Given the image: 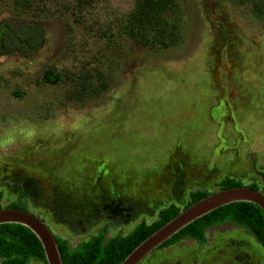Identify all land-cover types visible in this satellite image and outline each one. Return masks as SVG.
<instances>
[{"label": "rangeland", "instance_id": "374dc122", "mask_svg": "<svg viewBox=\"0 0 264 264\" xmlns=\"http://www.w3.org/2000/svg\"><path fill=\"white\" fill-rule=\"evenodd\" d=\"M175 2L180 44L119 38L109 49V15L133 0H0L1 27L43 35L28 55L0 46L3 208L25 203L74 248L102 228L112 237L150 224L225 176L264 193V21L248 0ZM205 234L201 247L183 239L141 264H264L242 228Z\"/></svg>", "mask_w": 264, "mask_h": 264}, {"label": "trees", "instance_id": "16d2710c", "mask_svg": "<svg viewBox=\"0 0 264 264\" xmlns=\"http://www.w3.org/2000/svg\"><path fill=\"white\" fill-rule=\"evenodd\" d=\"M248 2L255 17L264 21V0H248ZM181 21L180 8L175 0H133L132 7L125 13L109 15V31L102 36L109 39V49L119 45L117 41L119 38L127 39L137 47L166 49L182 42ZM42 40V30L37 25H9L6 28L0 26V46L3 55L15 51L28 55L40 47ZM112 62L109 60V72L113 68ZM51 76H53L51 71L44 73L45 79ZM259 175L264 181V172H259ZM217 185L219 189L246 186L263 192L257 184L243 185L241 181L228 176ZM209 193L207 190L199 189L191 191L187 203L182 208L169 204L158 211L152 223L148 224L145 220H141L127 234L119 232L107 237L106 228H102L74 248L69 246L67 240L56 236L62 262L63 264H121L142 240L181 210ZM1 199L0 192V201ZM7 208L29 211L25 203L11 204ZM223 223H231L242 228L264 249L263 211L256 205L240 202L218 208L199 218L162 243L157 250L167 248L183 239H192L201 247L207 243L206 231ZM0 259V264H29L32 260L45 264L44 251L38 239L27 228L15 224L0 225Z\"/></svg>", "mask_w": 264, "mask_h": 264}, {"label": "water", "instance_id": "95a60500", "mask_svg": "<svg viewBox=\"0 0 264 264\" xmlns=\"http://www.w3.org/2000/svg\"><path fill=\"white\" fill-rule=\"evenodd\" d=\"M240 202L256 205L264 213L263 192L250 189L246 186L219 189L181 210L175 217L134 247L121 264H141L162 243L186 226L218 208ZM4 224L20 225L30 230L42 246L45 264H63L56 236L43 219L30 211L1 207L0 225Z\"/></svg>", "mask_w": 264, "mask_h": 264}, {"label": "crops", "instance_id": "0c3cea01", "mask_svg": "<svg viewBox=\"0 0 264 264\" xmlns=\"http://www.w3.org/2000/svg\"><path fill=\"white\" fill-rule=\"evenodd\" d=\"M213 177V176H212ZM226 177V176H225ZM224 178V177H223ZM231 178V177H230ZM170 179H172L171 181H173L174 180V175L172 174V176H171V178ZM188 177L187 178H185L184 180H180V178H178V183H182V185H189V183L190 182H188ZM164 208V207H163Z\"/></svg>", "mask_w": 264, "mask_h": 264}, {"label": "flooded vegetation", "instance_id": "af4514ba", "mask_svg": "<svg viewBox=\"0 0 264 264\" xmlns=\"http://www.w3.org/2000/svg\"><path fill=\"white\" fill-rule=\"evenodd\" d=\"M96 233H97V232H96ZM96 233H95V234H96ZM92 235H94V234H92ZM55 236H56V235H55ZM0 261H1V259H0Z\"/></svg>", "mask_w": 264, "mask_h": 264}]
</instances>
